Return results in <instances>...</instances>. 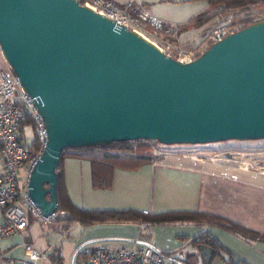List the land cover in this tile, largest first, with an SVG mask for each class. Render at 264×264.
Returning a JSON list of instances; mask_svg holds the SVG:
<instances>
[{
    "label": "water",
    "instance_id": "1",
    "mask_svg": "<svg viewBox=\"0 0 264 264\" xmlns=\"http://www.w3.org/2000/svg\"><path fill=\"white\" fill-rule=\"evenodd\" d=\"M0 53L43 125L26 179L43 216L65 147L264 138V18L181 62L79 0H0Z\"/></svg>",
    "mask_w": 264,
    "mask_h": 264
},
{
    "label": "crops",
    "instance_id": "2",
    "mask_svg": "<svg viewBox=\"0 0 264 264\" xmlns=\"http://www.w3.org/2000/svg\"><path fill=\"white\" fill-rule=\"evenodd\" d=\"M113 1L127 5L130 12L142 8L165 23L177 25L179 40L189 44L199 41L205 29L209 28L207 25L211 17L217 13V10L210 8L209 0H135L130 4L128 0ZM200 15L201 19L196 20ZM206 154L202 151L187 154L171 150L152 153V158L135 168L115 166L111 184L107 188L92 186L90 162L86 158L64 156L61 171L70 198L69 182H73L74 177L78 179L82 194L87 190L100 195L97 201L82 199L81 207L132 208L149 213L167 210L209 212L256 231L258 235L254 239H244L217 226L191 221L155 224L96 222L85 225L73 222L65 225L62 217H59L62 221L60 233L71 235L69 255L73 263L78 249L83 245L101 244L115 249L125 246L133 236L138 235L140 244L150 245L163 254L169 252L168 256L178 264H191L189 261L196 246L190 244V237L207 231L219 240L233 258L244 259L249 264H264V168L234 165L223 157L207 158ZM83 159L87 160L86 163ZM1 168L0 165V171ZM31 224L27 226L26 240L34 243ZM18 243L17 234L0 237V255L15 254L14 251L20 248ZM53 246L47 245L49 249L51 247L48 254L57 256L61 262L63 256ZM222 253L227 257L226 251ZM48 254H45L47 258Z\"/></svg>",
    "mask_w": 264,
    "mask_h": 264
},
{
    "label": "built area",
    "instance_id": "3",
    "mask_svg": "<svg viewBox=\"0 0 264 264\" xmlns=\"http://www.w3.org/2000/svg\"><path fill=\"white\" fill-rule=\"evenodd\" d=\"M93 10L126 25L142 37L153 43L165 54L181 61L193 59L201 49L197 45L183 44L177 36V25L165 23L156 15L144 9L130 12L127 5H120L113 0H79ZM135 0H128V4ZM238 21L227 18L222 23L205 29L202 43L206 47L213 41L237 29ZM1 56V53H0ZM2 57V56H1ZM27 113L34 119L39 133L41 147L44 140L43 125L34 109L31 97L23 90L15 73L0 59V237L17 234L18 243L24 248V258L10 254L0 255V264H35L39 258L47 259L45 253L26 240L27 215L35 221L50 223L56 213L43 216L26 193V179L29 169L39 151L30 156L27 145L23 142L24 133L21 122ZM154 141V140H151ZM158 144H163L157 142ZM169 145V144H165ZM161 146V145H159ZM40 147V148H41ZM154 154L162 153L153 148ZM24 166L23 188H17V169ZM145 212V211H144ZM138 235L133 236L125 246L109 249L101 244L83 245L76 253L75 264H178L169 256L163 255L150 245L139 243ZM51 264H54L51 262Z\"/></svg>",
    "mask_w": 264,
    "mask_h": 264
},
{
    "label": "trees",
    "instance_id": "4",
    "mask_svg": "<svg viewBox=\"0 0 264 264\" xmlns=\"http://www.w3.org/2000/svg\"><path fill=\"white\" fill-rule=\"evenodd\" d=\"M210 8L221 13L230 11L232 18L240 22L239 27L247 25L255 20L264 18L255 16L254 9L264 0H209ZM201 19V15L196 20ZM29 125L32 130V137L27 145L30 156L35 155L41 147L37 125L27 113L21 122V131L24 126ZM158 142L157 140H154ZM64 156L83 157L90 162L91 184L95 188H107L111 184L112 171L115 166L125 168H135L142 162L152 158L151 145L147 139L110 141L104 145H86L76 147H65L62 149L59 162L56 167V192L58 209L55 219L62 217L64 224L73 222L79 224H92L96 222H137L155 224L167 221H191L196 224L214 225L224 230L230 231L244 239H254L258 233L237 222L231 221L217 214L196 210H167L162 212H143L137 209H87L75 204L69 197L64 183L61 161ZM22 188H18L21 191ZM63 212V213H61ZM33 219L28 213L26 226L32 223ZM190 244L200 246L205 244L209 247V252L201 255V264H211L217 257L223 259L227 264H249L244 259H235L229 251L207 231H200L190 237ZM222 251L227 252V257ZM163 254V253H162ZM166 252L163 255L168 256ZM48 260L52 263H59L60 258L49 255ZM51 264V263H50Z\"/></svg>",
    "mask_w": 264,
    "mask_h": 264
},
{
    "label": "rangeland",
    "instance_id": "5",
    "mask_svg": "<svg viewBox=\"0 0 264 264\" xmlns=\"http://www.w3.org/2000/svg\"><path fill=\"white\" fill-rule=\"evenodd\" d=\"M215 10V9H214ZM211 17V21L208 22V27H214L227 18L230 20L238 19L232 18L231 12L219 13V11ZM255 16H262L264 15V3H260L258 7L254 9ZM237 21V20H234ZM240 24V22H238ZM204 33V32H203ZM203 35V34H202ZM185 45L195 46L197 45V49H201L202 47L205 48L204 44L202 43V37H200L199 41L195 43H183ZM203 48V49H204ZM202 49V50H203ZM201 50V51H202ZM2 57L0 56V59ZM24 138L23 142L28 143L32 137V130L29 125L24 126ZM149 144L151 145V149L159 148L161 151H181L187 154L205 152L206 157L211 158L215 156L223 157V159L227 160L228 163L240 166H247L252 169H262L264 168V138L259 139H246V140H239V139H226L221 141H214V142H206V143H195V144H188V143H179V144H158L155 141L149 140ZM161 145V146H159ZM86 163V159H83ZM24 166H20L17 169V188H23V179H24ZM74 177V176H73ZM73 182H69V191L71 194V200L77 205H80L82 199H90L91 201H97L99 196L97 192H89L84 191L83 194L81 193L79 186V182L77 181V177L72 178ZM84 189L85 187H81ZM88 197V198H87ZM81 206V205H80ZM61 219L54 218L50 223H43L40 221H32L31 224V235L33 239V244L35 247L45 251V254L51 252L47 245H55L52 248L55 251H58L62 256L63 259L59 264H75L73 263V259H70L69 255V247L71 244V235L67 236L66 234H61L60 224ZM20 242V238H19ZM20 248L16 249L14 252L15 254H11V256L16 258H24V248L17 244ZM208 246L205 244H200L199 247H196L192 251L191 264H200V257L203 253H208L209 250ZM49 255V254H48ZM236 259V258H235ZM35 264H49V261L39 258L35 261Z\"/></svg>",
    "mask_w": 264,
    "mask_h": 264
}]
</instances>
